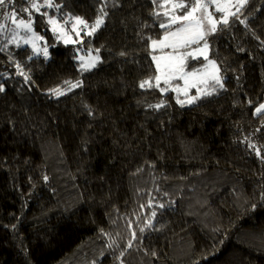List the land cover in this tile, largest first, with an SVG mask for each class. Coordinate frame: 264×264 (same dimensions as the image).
<instances>
[{
  "label": "trees",
  "instance_id": "1",
  "mask_svg": "<svg viewBox=\"0 0 264 264\" xmlns=\"http://www.w3.org/2000/svg\"><path fill=\"white\" fill-rule=\"evenodd\" d=\"M52 2L61 7L37 13L14 0L47 58L0 31V264H264V162L248 146L264 145V115H253L264 103V0L208 39L224 88L183 107L155 87L150 55L170 5L108 0L104 25L66 45L49 17L93 25L101 0ZM79 52L98 66L81 71Z\"/></svg>",
  "mask_w": 264,
  "mask_h": 264
},
{
  "label": "snow or ice",
  "instance_id": "2",
  "mask_svg": "<svg viewBox=\"0 0 264 264\" xmlns=\"http://www.w3.org/2000/svg\"><path fill=\"white\" fill-rule=\"evenodd\" d=\"M32 9H35L37 13L40 12L41 7H56L59 9L60 5H54L52 0H44V4H39L35 2V0H27ZM154 5H157L159 8L164 9L166 6L170 5L169 10H165L163 12V16L166 17V22H161L159 27L164 29L163 35L158 39H150L152 52L155 53L157 50L159 51V55L151 54L152 60L155 62V71L156 75L154 77L155 87L159 88L161 93H166L169 90L177 93L176 102L181 105V107L185 106V104H194L198 100L201 99V95L203 96H211L214 92H216L217 86L221 89L224 88L223 79L218 75L220 69L215 60L209 59L208 50H209V40L208 38L215 34L218 30V24H222L224 26L229 25V17H233L235 20H240V15L243 14V9L249 3V0H162L161 3L158 4L157 0H152ZM108 4V0H101V7L98 9L99 15L95 20V23L91 26V29L86 34L91 36L97 29H99L102 25H104V18L108 16V12L105 11V8ZM11 6V10L8 11ZM214 7V11L210 10ZM235 11H232V9ZM21 13L27 12L29 13V19L26 21L25 19H17L18 12L14 7V0H0V16L3 17L4 20H11L13 24L17 26V28H23L26 33H31L30 36L26 35L24 38V43L28 44L33 39H43V37L38 36L33 27H32V19L31 12L29 8H22L19 10ZM216 13H222L223 15L218 20L216 19ZM43 15L47 16L48 13L44 12ZM152 15L157 18L160 17L161 13L157 11H153ZM78 24L84 25V27H88V22L83 20L81 17L74 18ZM245 20H240L241 24H245ZM48 23L53 25L52 31H57V20L54 17H49ZM75 28V25L73 26ZM5 30V24L0 23V31ZM62 35L63 30L61 29ZM79 35V32L76 33ZM253 36L256 37L257 40L260 39L259 36H256V33L253 31ZM68 42V41H66ZM261 44H264V40L260 41ZM7 43H16L17 47H19V43L17 41L16 29L12 30V37L8 40ZM7 43L4 44V47H0V52L4 51L7 47ZM35 50V45H33ZM43 55L47 58L48 50L47 47L43 48ZM96 51H99L97 49ZM124 55V53H121ZM201 58L204 61H207L201 68H191L189 66V61H199ZM29 60L32 59L31 56L28 57ZM82 63L80 66L81 71H88L91 68L95 67V61L98 57H94L91 60L85 62L83 57L80 58ZM18 74L24 76L25 81H29L30 77L27 76L20 65L19 62L16 63ZM151 79L142 81L140 83V87L144 88L153 87L151 83ZM163 80V83L167 86L164 88H160V82ZM173 81H183V86L180 84L173 85ZM66 84L70 85L71 88H75L80 86V81L76 83H72L70 81H66ZM201 85L210 88L211 90H203ZM195 88L196 95H189L190 90ZM5 88L3 84H0V92H4ZM56 95H63L59 90H55ZM183 94L185 99L181 100L179 98V94ZM249 106L252 105V101H248ZM165 106V101L161 100L156 105H149V107H153L156 109H160ZM91 114V113H90ZM253 115H264V103H260L258 107H255ZM264 126V125H262ZM261 129H257L259 132ZM248 137H245L247 140ZM250 148L254 149L257 157L264 162V156H261V150L264 149V145L261 147H256L255 144L249 143ZM48 177L45 176L44 180L47 181ZM261 200L264 202V193L261 194ZM161 208L164 207L163 204L160 205ZM257 206L252 205L253 210H255ZM151 216L154 218L156 216V212L153 211ZM131 225V222H129ZM145 227H152L151 220H149L148 224ZM141 232L144 231V228L140 229ZM101 233L104 235H109L103 232L101 229ZM133 239H136L135 232L132 233ZM116 241H112L108 244L109 248H112ZM128 248L132 247V241L130 240L127 245ZM103 255V253L101 254ZM124 252L121 251L120 256L122 257ZM153 256L156 255L155 252L152 253ZM120 259V257H117ZM93 264H97L96 261ZM121 264H124L123 260H121ZM199 264V262H196Z\"/></svg>",
  "mask_w": 264,
  "mask_h": 264
},
{
  "label": "rangeland",
  "instance_id": "3",
  "mask_svg": "<svg viewBox=\"0 0 264 264\" xmlns=\"http://www.w3.org/2000/svg\"><path fill=\"white\" fill-rule=\"evenodd\" d=\"M210 10L214 11V7L211 8ZM232 11H235V9L233 8ZM215 15H216V19L219 20L223 14L222 13H216ZM1 19H2L1 22L4 21V22L7 23V26H6L7 29L5 28V30H3L4 38L10 40L11 37H12V30L16 29L17 41H18L20 46H24V47L30 48L34 52L35 55H43V51L42 50H43L44 47H47V50H49V45L46 43V40L44 38L43 39H33L30 43L25 44L24 43L25 36L26 35L30 36L31 33H26L23 28H17V26L15 24H13L11 20H7L6 21V20L3 19V17ZM17 19H21V18L17 17ZM55 19L58 22L57 23V31L55 32V34H56V36L58 38V41L61 42V43L66 44V45H74V44L77 45L80 41H82L84 39V35H87L86 33L90 31L91 26H92V25L88 24V27H84V25L78 24L74 18H67L65 21L58 20V17H56ZM232 19H233V17L230 16L229 17V23L232 21ZM26 21H28V20H26ZM32 21H33V19H32ZM32 25H33V23H32ZM74 25H75V28L73 27ZM32 27H34V26H32ZM217 27H218V30H217V32H218L221 27H224V25L218 24ZM52 28H53V25H52ZM61 29L63 30V35H62V32H61ZM77 32H79V35L76 34ZM38 36H40V35H38ZM87 36H89V35H87ZM66 41H68V42H66ZM33 45H35V50L33 48ZM209 45H210V43H209ZM150 50L152 52L151 45H150ZM152 54L159 55L160 53L157 50L155 53L152 52ZM207 54H208V56H210V47H209V50H208ZM81 57H83L84 61L87 62V61L91 60L92 58L98 57V56L96 54H94V53H91V52H84V53L79 52L78 60L82 63V61L80 59ZM99 61H100V59L98 57V59L95 61V67L91 68L88 71H91V70L95 69L98 66ZM154 64H155V62H154ZM193 64H195V61L194 60H190L189 61L190 69L193 68V67H196V66H192ZM218 75L221 77L220 71H219ZM160 83H163V80H161ZM177 83L180 84L181 86H183V81H173L172 82L173 85H175ZM203 86L204 85H201L202 91L205 90V88H204L205 86L204 87ZM192 90H196V89L193 88V89L190 90V92ZM169 91L173 92L171 90H169ZM173 93H175V92H173ZM175 94H177V93H175ZM181 94H179V95H181Z\"/></svg>",
  "mask_w": 264,
  "mask_h": 264
}]
</instances>
